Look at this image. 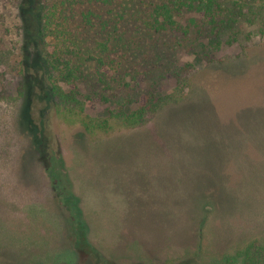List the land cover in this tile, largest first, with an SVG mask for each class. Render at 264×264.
Instances as JSON below:
<instances>
[{"label": "rangeland", "instance_id": "1", "mask_svg": "<svg viewBox=\"0 0 264 264\" xmlns=\"http://www.w3.org/2000/svg\"><path fill=\"white\" fill-rule=\"evenodd\" d=\"M118 12L115 81L97 87L110 100L87 113L136 108L151 85L175 88L190 63L191 86L139 128L87 135L33 90L18 92L19 12L0 0V264H242L247 245L264 239L263 21L237 22L217 47L199 37L195 12L177 18L187 36L146 29L135 0ZM86 67L84 92L98 77L94 63ZM42 110L72 179L75 215L31 132Z\"/></svg>", "mask_w": 264, "mask_h": 264}, {"label": "trees", "instance_id": "2", "mask_svg": "<svg viewBox=\"0 0 264 264\" xmlns=\"http://www.w3.org/2000/svg\"><path fill=\"white\" fill-rule=\"evenodd\" d=\"M19 12L22 29V50L18 92L25 95L33 90L46 102V110L55 113L68 124H76L85 134L109 135L116 128L136 129L149 122L159 110L179 103L188 96L191 86L192 64L176 74V86L161 93L154 85L138 101L136 108L122 103L109 110L107 117H93L87 113L97 100L108 102L110 97L98 86L110 88L115 81L108 78L116 58L117 44L121 45L120 23L124 15L114 13L123 6V0H3ZM146 13L144 27L156 33L187 36L190 29L178 21L183 12L199 14V37L207 38L220 47L227 29L241 20L264 24V0H135ZM117 16V17H116ZM264 32V31H263ZM117 34V35H115ZM234 39L225 41L233 43ZM0 55V63L2 62ZM94 63L97 79L91 89L84 92L82 85L88 80L86 64ZM117 68V67H116ZM118 69V68H117ZM114 74V73H113ZM112 74V75H113ZM31 110V107H30ZM44 111L40 123L31 120V132L45 163L55 193L73 206L77 204L72 179L65 159L52 146L48 125L44 124ZM31 116V112H30ZM32 119V118H31ZM82 133L79 136H85ZM78 137V134H77ZM242 264H264V239L247 245L242 253Z\"/></svg>", "mask_w": 264, "mask_h": 264}]
</instances>
